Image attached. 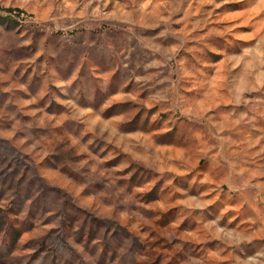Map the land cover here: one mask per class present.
Masks as SVG:
<instances>
[{"label": "rangeland", "instance_id": "1", "mask_svg": "<svg viewBox=\"0 0 264 264\" xmlns=\"http://www.w3.org/2000/svg\"><path fill=\"white\" fill-rule=\"evenodd\" d=\"M0 264H264V0H0Z\"/></svg>", "mask_w": 264, "mask_h": 264}, {"label": "trees", "instance_id": "2", "mask_svg": "<svg viewBox=\"0 0 264 264\" xmlns=\"http://www.w3.org/2000/svg\"><path fill=\"white\" fill-rule=\"evenodd\" d=\"M10 12H12L10 9H9Z\"/></svg>", "mask_w": 264, "mask_h": 264}]
</instances>
